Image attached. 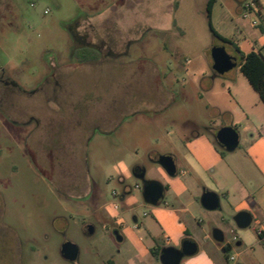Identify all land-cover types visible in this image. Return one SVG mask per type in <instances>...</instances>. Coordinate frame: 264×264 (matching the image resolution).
<instances>
[{"label": "rangeland", "instance_id": "1", "mask_svg": "<svg viewBox=\"0 0 264 264\" xmlns=\"http://www.w3.org/2000/svg\"><path fill=\"white\" fill-rule=\"evenodd\" d=\"M250 1L216 0L209 17L208 0H0V77L17 84L0 81V264H106L110 252L127 246L102 228L115 215L127 225L120 231L139 253L136 264H160L150 248L161 251L166 236L179 247L194 235L205 251L202 228L212 234L213 227L232 242L228 252H199L180 264H264L255 219L239 228L233 216L243 206L240 198L223 195L261 180L243 141L261 132L264 103L240 70L241 54L216 38L209 23L234 36L241 52L261 50V32L254 43L238 28L239 9ZM218 44L237 57L224 74L212 66L211 48ZM86 46L99 58L80 63ZM58 74L77 97L79 125L64 126L60 141L40 143L44 131L13 119L5 105L13 101L38 115L45 104L39 89L53 87ZM235 90L247 99L237 100ZM16 112L22 118L23 111ZM227 123L240 131L232 152L215 139ZM170 142L175 176L157 162L171 154ZM258 149L264 154V144ZM138 167L164 185L157 205L145 201ZM68 184L75 186L65 191ZM206 188L218 192L219 209L208 211L197 201L190 214L179 210V199L187 204ZM92 220L97 230L88 235L83 226ZM66 241L79 247L74 262L61 254ZM229 255L238 256L231 261Z\"/></svg>", "mask_w": 264, "mask_h": 264}, {"label": "crops", "instance_id": "2", "mask_svg": "<svg viewBox=\"0 0 264 264\" xmlns=\"http://www.w3.org/2000/svg\"><path fill=\"white\" fill-rule=\"evenodd\" d=\"M254 1L256 2V4L264 12V0H254ZM239 11H241V21H240V24L238 25V28L240 29V31H242L243 33H245L247 35L254 36V37H252L254 43H256L257 42V38H259V34H258V31H259V33L260 32L262 33L263 40H264V20H263V18H261V23L259 25H254L252 23V21L256 17L255 13L251 12L250 15H252V14L254 15V16L252 15L251 18L250 17H244V13H245V6L244 5L242 6V8L239 9ZM218 33L221 34L222 36L226 37V38H233V40L235 41V37L234 36H231V35L227 36V35L222 34L221 32H218ZM90 47L95 49L94 46H90ZM254 47H255V45H254ZM261 51L264 54V41L262 42V45H261ZM249 84H250V82H249ZM244 86H246V90L248 92L247 85L244 84ZM235 96H236L237 100H242V99L246 100L247 99L246 95H244L243 92L240 91V90H235ZM251 97H253V95H251ZM256 105H258L257 102H256ZM259 109H262V107H259ZM248 120H249V118H248ZM227 125L229 126L230 123L229 124L227 123L226 126ZM245 128L247 129L248 126H246ZM237 130H238V128H237ZM260 130H261V132H259L258 136H255L254 133H251L250 138L243 141L244 149H246V151H247L248 158L251 160L253 165L257 168V170L260 172V174L262 176L260 182H258L259 184L256 185V186H249L248 184H243V185H239L238 184V185H235L234 187H232L231 190H226L224 192L225 194H223V195L227 196V195H230L231 193H233V194L239 196L240 203L243 205L240 208V210H248V211L251 212V214L253 215V219H255V222H256V224H257V226L259 228L258 232H262L263 233V237L259 236V238H260V240L262 242H264V154H262L261 151L258 149V144L259 143L264 144V138H263V136H264V123L261 124ZM239 132L240 131L238 130V133ZM239 136H240V134H239ZM195 138H197L196 139V141H197L200 138V134L196 133L195 134ZM182 139H183L184 142L186 141V137L185 136H183ZM215 139H216V136H215ZM208 143L210 145L211 141L208 140ZM173 144H174L173 142H170V151H171L170 155H172L174 157L175 161H176V157H177L175 155L176 148L174 147ZM239 145H240V143H239ZM192 148H195V147H192ZM186 158H188V157H186ZM186 158H184V159L189 164L190 168L195 171V169L193 167V164H195V163L192 164V161H188ZM249 175L250 174H248V178H247L248 180L247 181H249V182L250 181H254V178L252 176H249ZM226 186H227V183L222 184L221 188L225 189ZM204 190H212V189L206 188ZM213 191H215V190H213ZM250 195H252V200L248 201L247 199L249 198ZM124 196H125V194H123L121 198L123 199ZM200 198H201V196L197 197L194 194H192L190 196V200L187 202V204L189 206H187V204L182 199H179V201H180L179 204L181 205V208H179V210L180 211H184V212H188V214H190L191 210L189 209V207L192 209V207L194 206V202L199 201L201 203ZM165 205L168 206L169 204L167 202H165ZM163 210H165V209H162V208H156L155 209V211H158V212H164ZM167 211L173 212L175 210L168 209ZM208 211H214V210H208ZM134 220H135L134 228L139 229L141 225L138 223L137 217H134ZM113 221H114V219H113ZM126 226L127 225L124 222V224L122 226H120V229H124ZM202 232L203 233H202V236H201V240L205 244V248H206L205 251H202L201 245L199 244V241L195 238L194 235L187 236V238H191V239L195 240L198 243V246H199V250L197 252L198 254H199V252H201V253L204 252V253H202L204 256L210 257V255H216V253H219L220 251L225 253V250L223 249L224 245L228 244L229 247L232 246V242H230L227 239H225V242H223V243H220V242L216 241L212 237V234H209L204 228H202ZM123 238H124L123 241H127L126 242L127 246L125 247V252L124 253H122V251H118L117 253H115L113 251L110 252L108 257L106 258V263L107 264H136V262H137L136 257L139 256L138 251L131 245V243L124 237V235H123ZM173 243L174 242L171 239V237L166 236V245H164L163 247H165L167 245L175 246ZM236 244H237V246H241L242 242L237 241ZM154 261L155 262H159L161 264L160 260L156 259L155 257H154ZM110 262H112V263H110ZM155 264H157V263H155Z\"/></svg>", "mask_w": 264, "mask_h": 264}, {"label": "water", "instance_id": "3", "mask_svg": "<svg viewBox=\"0 0 264 264\" xmlns=\"http://www.w3.org/2000/svg\"><path fill=\"white\" fill-rule=\"evenodd\" d=\"M211 57L213 69L218 74H224L237 63V57L229 54L224 44L214 45L211 48ZM216 141L226 151L232 152L237 149L240 143L238 130L233 126H223L216 133ZM157 162L170 176L177 174V165L172 155L162 154L158 157ZM134 175L143 182L142 192L145 201L149 204L157 205L164 198V185L158 180L146 179L145 170L141 174ZM200 201L207 210H216L221 207L220 196L213 190H204ZM233 219L239 228H246L252 223L253 215L248 210H240L233 216ZM114 233L118 241L123 240V236L119 233L118 229H115ZM212 237L220 243L225 242V234L219 227L212 228ZM198 250L199 246L195 240L185 238L179 247H163L159 260L161 264H180L184 257L195 255ZM61 254L66 260L74 262L79 256V247L71 241H66L62 244Z\"/></svg>", "mask_w": 264, "mask_h": 264}, {"label": "flooded vegetation", "instance_id": "4", "mask_svg": "<svg viewBox=\"0 0 264 264\" xmlns=\"http://www.w3.org/2000/svg\"><path fill=\"white\" fill-rule=\"evenodd\" d=\"M78 62L86 63V62H92V61L79 60ZM65 79L66 78H63L61 74H58L55 76L54 81L50 82L53 85V87L39 89V91H41L42 93V96L44 97L43 101H45L44 102L45 104H43V108H42L43 110L40 111L38 115H34L37 112H34L33 110L29 108L27 109L21 108V106L16 105L13 101L5 105L6 107L8 106L7 107L8 113L12 115L13 119L20 121V122L23 120L24 121L31 120L35 123L38 131L40 130L44 131V134L42 136H39L40 143L51 142L54 140L56 141L62 140L63 139L62 130L64 126L67 128V124L72 125V123H74L75 121H77V124L79 122V109H78V103L76 101L77 97L73 95V91L71 89L70 91L68 90L65 84ZM0 81L4 82L5 85H7L8 83H12L15 86L17 85L16 82H14L13 80H10V82H5V79L3 77H0ZM7 90H10V89H7ZM53 90L54 92H52ZM49 102L53 103L54 105L48 104ZM16 110L23 111L24 113L23 116H25L26 118L25 117L23 118V116L22 118H19V119L15 117L14 114L17 113ZM144 170H145L144 167H138L134 171V174H141L142 171ZM145 175H146V170H145ZM69 185L70 184L65 185V188H64L65 191H68V189H72V186H75V185H70L69 187ZM57 189L58 191L63 192L62 189L58 187ZM107 221L110 223L108 222L103 223L102 228L104 229L106 233L108 234L112 233L115 240L118 241L117 236L114 233V230L118 229L119 233L122 235L120 231L121 230L120 227L113 220L111 221V218ZM83 227H84L83 228L84 232L88 235L94 234L97 230L96 224L93 220L85 222ZM122 241H118V242H122Z\"/></svg>", "mask_w": 264, "mask_h": 264}, {"label": "trees", "instance_id": "5", "mask_svg": "<svg viewBox=\"0 0 264 264\" xmlns=\"http://www.w3.org/2000/svg\"><path fill=\"white\" fill-rule=\"evenodd\" d=\"M216 0H208L207 10L208 15L211 17V11ZM210 29L213 35L218 38L222 43L231 44L234 46L235 50L241 55V62L239 64L241 72L248 79L252 87L257 91L261 100L264 102V54L261 50H251L247 53L241 52L239 46L235 45L233 38H226L219 34L213 27L211 20ZM87 49L82 50V53L79 54V60L82 61H93L99 58V52L93 48L86 47ZM260 237H263L262 232H258ZM229 245L226 244L223 246L225 253L229 250ZM160 249L151 248V253L156 259H159ZM112 263V262H110Z\"/></svg>", "mask_w": 264, "mask_h": 264}, {"label": "built area", "instance_id": "6", "mask_svg": "<svg viewBox=\"0 0 264 264\" xmlns=\"http://www.w3.org/2000/svg\"><path fill=\"white\" fill-rule=\"evenodd\" d=\"M251 12L256 14V18L252 21V23L254 25H259L261 23V18H263L264 20V12L263 10L256 4V2L254 0H251L247 5H245V13H244V17H248L249 14H251ZM138 187V185H137ZM114 195H118V193L116 191L113 192ZM113 209L114 210H119L120 209V205L118 202H114L113 203ZM114 221L115 223L120 227L124 224V222L121 220L119 215H115L114 216ZM238 255H229V259L231 261L236 260V257Z\"/></svg>", "mask_w": 264, "mask_h": 264}]
</instances>
